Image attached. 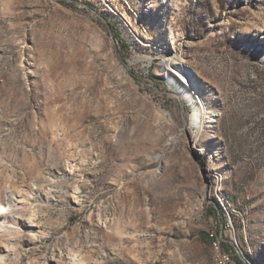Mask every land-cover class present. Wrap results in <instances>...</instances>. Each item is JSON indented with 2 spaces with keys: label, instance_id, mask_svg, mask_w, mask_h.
Instances as JSON below:
<instances>
[{
  "label": "rangeland",
  "instance_id": "rangeland-1",
  "mask_svg": "<svg viewBox=\"0 0 264 264\" xmlns=\"http://www.w3.org/2000/svg\"><path fill=\"white\" fill-rule=\"evenodd\" d=\"M0 197L9 264H264V0H0Z\"/></svg>",
  "mask_w": 264,
  "mask_h": 264
},
{
  "label": "bare ground",
  "instance_id": "bare-ground-1",
  "mask_svg": "<svg viewBox=\"0 0 264 264\" xmlns=\"http://www.w3.org/2000/svg\"><path fill=\"white\" fill-rule=\"evenodd\" d=\"M182 74H183V77H182L183 83H178L174 79H169V83H171V85L176 87L182 93L183 97L187 101H191L193 98V95L189 92V90L186 87V85L192 86L191 81L189 79V72L185 68H183ZM191 106H192V110H193V112L191 114V121H192L191 123L198 124L199 122H202V119L200 120V118H199V115H201V114L198 110V106H196L194 103ZM209 121H211V120L208 116L203 119V122H209ZM7 204H8V197H0V235L1 234L4 235L5 233L10 232V230H11V228L6 225V223L8 221L7 215H6ZM212 245L215 248H218V241L216 239H214L212 241ZM6 251H7V249H3L0 247V264H9L6 261V255H7ZM222 255L225 259H227V256L225 255V253H223Z\"/></svg>",
  "mask_w": 264,
  "mask_h": 264
},
{
  "label": "trees",
  "instance_id": "trees-1",
  "mask_svg": "<svg viewBox=\"0 0 264 264\" xmlns=\"http://www.w3.org/2000/svg\"><path fill=\"white\" fill-rule=\"evenodd\" d=\"M215 209H216V208H215ZM215 209H214V210H215ZM213 212L216 213V216H217V218H218V220H219V219H220V216L217 214V210H216V211H213ZM207 240H209V242L213 241V240H214V235L208 236V234H207ZM223 246H224V248L227 249V250H228V249H231V244H228V243L225 244V243H224ZM238 262L241 263V261H240L239 259H238Z\"/></svg>",
  "mask_w": 264,
  "mask_h": 264
},
{
  "label": "built area",
  "instance_id": "built-area-1",
  "mask_svg": "<svg viewBox=\"0 0 264 264\" xmlns=\"http://www.w3.org/2000/svg\"><path fill=\"white\" fill-rule=\"evenodd\" d=\"M222 251L226 254V256H227V263H228V261H229V254L226 251H224V250H222Z\"/></svg>",
  "mask_w": 264,
  "mask_h": 264
}]
</instances>
